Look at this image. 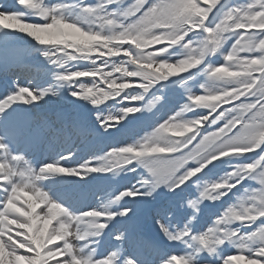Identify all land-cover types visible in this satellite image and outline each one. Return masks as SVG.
<instances>
[{
  "label": "snow or ice",
  "instance_id": "snow-or-ice-1",
  "mask_svg": "<svg viewBox=\"0 0 264 264\" xmlns=\"http://www.w3.org/2000/svg\"><path fill=\"white\" fill-rule=\"evenodd\" d=\"M0 75V264H264V0L0 3Z\"/></svg>",
  "mask_w": 264,
  "mask_h": 264
},
{
  "label": "bare ground",
  "instance_id": "bare-ground-1",
  "mask_svg": "<svg viewBox=\"0 0 264 264\" xmlns=\"http://www.w3.org/2000/svg\"><path fill=\"white\" fill-rule=\"evenodd\" d=\"M0 3H3V1H0ZM3 4H4V3H3ZM7 5H9V6H13L12 4H9V3H8ZM13 77H14L16 80H18L19 82H21V83L24 82L23 79H22V77H21L20 75H14ZM124 183H128V181L125 180Z\"/></svg>",
  "mask_w": 264,
  "mask_h": 264
}]
</instances>
